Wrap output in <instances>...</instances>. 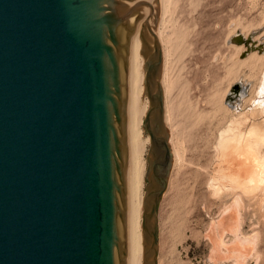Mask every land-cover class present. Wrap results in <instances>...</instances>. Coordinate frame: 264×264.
I'll return each instance as SVG.
<instances>
[{
  "label": "water",
  "instance_id": "1",
  "mask_svg": "<svg viewBox=\"0 0 264 264\" xmlns=\"http://www.w3.org/2000/svg\"><path fill=\"white\" fill-rule=\"evenodd\" d=\"M158 15L157 0H0V264H126L127 54L140 20L161 131L148 111L142 230L144 262L157 264L171 163ZM250 39L230 38L241 58Z\"/></svg>",
  "mask_w": 264,
  "mask_h": 264
},
{
  "label": "rangeland",
  "instance_id": "2",
  "mask_svg": "<svg viewBox=\"0 0 264 264\" xmlns=\"http://www.w3.org/2000/svg\"><path fill=\"white\" fill-rule=\"evenodd\" d=\"M171 8L162 28L171 118L162 124L183 158L171 157L155 215L157 264H264V180H248L249 163L220 144L264 131V61L238 64L248 54L230 40L248 35L264 47V0H172ZM255 150L264 160V145Z\"/></svg>",
  "mask_w": 264,
  "mask_h": 264
},
{
  "label": "bare ground",
  "instance_id": "3",
  "mask_svg": "<svg viewBox=\"0 0 264 264\" xmlns=\"http://www.w3.org/2000/svg\"><path fill=\"white\" fill-rule=\"evenodd\" d=\"M159 4L158 15L159 20L156 24V34L158 36L161 50H162V69L160 74V86L162 89V114L165 124L168 123L171 118L170 108V95H171V82L167 79V50L164 48V38L162 37V28L165 24V17L167 13L171 12L172 0H157ZM145 8V13L147 12ZM173 11V10H172ZM176 11V10H175ZM174 13V12H173ZM171 16V14H169ZM173 15V14H172ZM167 16L166 18H168ZM166 22V23H167ZM142 20L138 21L136 28L128 41V54H127V73H126V186H127V201H126V245L127 255L126 264H145L144 262V250L145 242L142 230V212L144 209V176L146 168L147 148L150 144L149 134H143V120L148 111H150V124L151 128L156 131L157 136L161 135V131L157 125V112L152 107V101L145 93V56L142 50V44L140 39V29ZM181 32V31H180ZM182 33V32H181ZM247 39L248 35H244ZM170 37V36H169ZM167 39V38H165ZM255 40H258V38ZM171 41V39H170ZM251 41V40H250ZM254 50L250 51L247 58L237 60L238 64H243L247 60L264 61V54L259 55L258 48L264 49L257 43L252 41ZM235 47L237 55L246 48L245 44ZM174 45V44H173ZM166 47V46H165ZM172 47V45H171ZM170 48V47H168ZM173 50H170V52ZM169 52V51H168ZM169 54V53H168ZM171 54V53H170ZM236 55V54H235ZM169 77V76H168ZM175 87V86H174ZM173 94V93H172ZM172 99V98H171ZM264 103V102H263ZM178 108V107H177ZM179 109V108H178ZM201 115V114H200ZM201 119V118H199ZM170 127V126H169ZM233 128V127H232ZM237 128V126L235 127ZM239 129V128H238ZM240 131V130H239ZM170 134V133H169ZM172 134L168 138V145L172 160L177 162L183 157L179 153V149H175L172 142ZM221 139L222 148H229L234 152L237 157L242 158L243 163L246 162L250 165L247 174V179L252 182H258L264 180V160L258 157V153L255 150L256 145H264V131L262 130H249L246 134L241 132H234L228 137ZM234 154V155H235ZM262 154V153H261ZM241 156V157H240ZM261 157V156H260ZM264 158V157H262ZM241 162V163H242ZM248 162V163H247ZM242 165V164H241ZM243 166V165H242ZM244 168V167H240ZM251 169V170H250ZM243 174V173H242ZM246 176V175H245ZM232 177V176H230ZM240 177L236 175L231 180H235ZM168 182V181H167ZM170 184L167 183L165 191L168 190ZM164 191V192H165ZM163 192V193H164ZM244 241V240H243ZM159 262V261H158Z\"/></svg>",
  "mask_w": 264,
  "mask_h": 264
}]
</instances>
